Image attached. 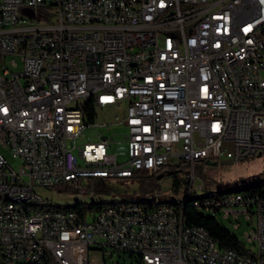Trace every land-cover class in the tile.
<instances>
[{
    "label": "built area",
    "instance_id": "built-area-1",
    "mask_svg": "<svg viewBox=\"0 0 264 264\" xmlns=\"http://www.w3.org/2000/svg\"><path fill=\"white\" fill-rule=\"evenodd\" d=\"M0 61V196L48 201L36 185L74 182L87 199L86 178L157 174L177 159L191 162L187 195L196 158L264 153V0H0ZM195 207L234 227L243 215L244 250L175 205L0 203V264H105L100 246L138 264H264V189Z\"/></svg>",
    "mask_w": 264,
    "mask_h": 264
},
{
    "label": "rangeland",
    "instance_id": "rangeland-1",
    "mask_svg": "<svg viewBox=\"0 0 264 264\" xmlns=\"http://www.w3.org/2000/svg\"><path fill=\"white\" fill-rule=\"evenodd\" d=\"M53 12H51V15ZM47 22V21H43ZM11 57H7L5 63L9 66ZM4 62L0 61V75L3 73ZM19 65L14 67V70H18L21 65V61H18ZM264 75V70H262ZM101 118V117H100ZM99 118V120H100ZM120 128L119 126H115ZM101 131L106 130L104 127H100ZM121 130H124L121 127ZM97 131V127L89 126L85 129V138L83 140H78L83 142L89 139L90 136H94V133ZM114 128L107 132H113ZM116 139H123L122 135H117ZM118 145H124L122 143H115L112 147L114 151L117 150ZM2 150L6 153L7 158L13 165H17L18 161L16 158H13L10 153L5 149ZM125 155H119V158H124ZM170 160H174V157H170ZM178 164L182 160H178ZM189 168L188 170H190ZM212 179L213 182H207V180L195 171L196 179L194 180L193 187L190 190V197H203L205 192L213 191L216 193L219 192H229L235 190H245L250 189L251 186L258 184L264 185V153L258 154L252 157L243 158L240 160H218L217 163H214L211 166ZM188 172V171H187ZM186 171L177 172L176 174H171L163 177L160 181V189L155 190L149 194H141L138 190V181L134 177H120L116 179L106 178L108 184L111 187L110 194H92L97 201H117L119 203L123 202H136L141 204H146L149 202H179L182 201L187 192L188 183L184 182V174ZM176 178L179 180V183L175 185ZM85 179V186L86 181ZM203 183L201 187L198 186L199 183ZM35 189L43 197L48 199V202L53 203H71L78 201L77 193H61L55 188H50L46 186L36 185ZM215 190V191H214ZM91 197H88V199ZM133 199V200H132ZM58 209V208H57ZM224 226H226L232 233L236 234L241 241L244 240V231L248 229L249 225L244 216H241L242 224L239 227H234L232 221L229 218L223 217L222 214H219L216 217ZM111 247H102L100 246L99 255L104 257L106 260L105 264H113V261H119L121 264H138L136 258L127 256L126 254H119L117 252L111 255Z\"/></svg>",
    "mask_w": 264,
    "mask_h": 264
},
{
    "label": "trees",
    "instance_id": "trees-1",
    "mask_svg": "<svg viewBox=\"0 0 264 264\" xmlns=\"http://www.w3.org/2000/svg\"><path fill=\"white\" fill-rule=\"evenodd\" d=\"M217 163L216 158H196L193 162L195 171L198 174H201L207 182H213L212 179V171L211 166ZM191 166V162L189 160H182L181 163L168 166L160 173H151L148 170L140 169L135 173L129 176L124 177H134L138 181V190L141 194H149L154 192L155 190L160 189V181L163 177L171 174H176L181 171H188ZM162 174V176H160ZM179 183V180L176 178L175 185ZM263 184H258L255 186H251L250 188H255L254 192H258V190L264 189ZM56 188L61 193H77L78 187L77 185L67 182H60L56 185ZM87 191L91 194H110L111 187L108 184L106 177L103 176H91L86 181ZM133 200V199H132ZM85 201H75L71 203H53L50 207L58 208L61 210L64 209H74L79 214L84 213L86 210H97L104 206V204L111 203L112 200L107 201H97L88 203ZM168 202V201H164ZM88 203V204H87ZM95 203V204H94ZM176 206L178 210L183 214L186 223L201 225L218 241V243L223 247L234 248L238 250H244L243 242L239 239V237L232 233L226 226L222 224L216 217L213 215H209L205 213L193 205L191 198L186 200L185 202H171Z\"/></svg>",
    "mask_w": 264,
    "mask_h": 264
},
{
    "label": "bare ground",
    "instance_id": "bare-ground-1",
    "mask_svg": "<svg viewBox=\"0 0 264 264\" xmlns=\"http://www.w3.org/2000/svg\"><path fill=\"white\" fill-rule=\"evenodd\" d=\"M264 188V186H263ZM255 188L245 189V190H235V191H229V192H205L203 197H190V191L185 196V198L180 202H185L189 198H191L193 205L195 206H201V203L204 201L212 200V198H225L226 196H233L236 194H254ZM215 191V190H214ZM91 198L85 199V198H78V201H85L88 203L97 202L95 197L92 195ZM84 202V203H85ZM0 203L6 204L9 206H19V204L22 203L23 207L31 208V209H50V203L47 200H37V199H25V196H12V195H2L0 196ZM87 203V204H88ZM95 204V203H94ZM133 205H142V207H156V206H170L173 205V203H167V202H149L146 204L136 203V202H123L119 203L117 201H112L111 203L104 204L102 207H116V206H133ZM54 210H58L59 212H68L72 211V209H57L54 208Z\"/></svg>",
    "mask_w": 264,
    "mask_h": 264
},
{
    "label": "water",
    "instance_id": "water-1",
    "mask_svg": "<svg viewBox=\"0 0 264 264\" xmlns=\"http://www.w3.org/2000/svg\"><path fill=\"white\" fill-rule=\"evenodd\" d=\"M23 12L27 13V14H33L34 11L32 8H29V7H23L22 8ZM160 176H162V174H160Z\"/></svg>",
    "mask_w": 264,
    "mask_h": 264
}]
</instances>
